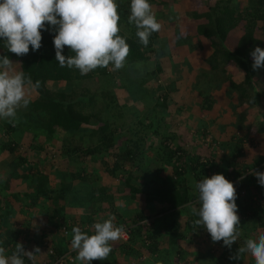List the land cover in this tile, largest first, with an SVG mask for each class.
I'll list each match as a JSON object with an SVG mask.
<instances>
[{
    "label": "trees",
    "instance_id": "1",
    "mask_svg": "<svg viewBox=\"0 0 264 264\" xmlns=\"http://www.w3.org/2000/svg\"><path fill=\"white\" fill-rule=\"evenodd\" d=\"M152 1L154 2V0H149L150 5ZM245 2L246 6L242 9L234 8L229 0H216L212 2L209 0L204 13L201 15L196 14V16L204 19V23L197 25L196 32L198 35L206 38L213 48L211 54L212 60L220 57L224 61H232L240 70L243 77L241 83L243 86L241 92L238 90V97L240 99L243 97V99H246L247 104L253 106L257 104L259 98L262 96L260 93L253 91V88L249 87L257 71H254L252 68L253 59L251 52L254 51L256 47L264 50V1L246 0ZM116 3L118 5V14L120 17L118 25L120 28L119 35L125 38L130 47L125 67L134 66L135 61H147L150 55V48L155 39V33L150 36L148 46H143L136 36L137 29L135 25L128 23L131 0H125L121 3L116 1ZM257 32L262 34V39L255 36ZM41 34V48L34 52L30 47L29 53L22 57H17L15 54L7 52V49L4 48V41L0 39V56H8L15 64V70L17 67L16 71H23L26 76L31 77L33 83L40 81V87L31 90L33 98H31L30 104L27 107L29 111L35 114L37 121L35 122L32 118H29L26 122L32 129L37 130L36 133L38 135L45 136L48 141L58 138L60 142L59 153L62 159H64L65 163L68 165H73L74 168L70 171H57L58 185L56 189H52L49 186L48 175L42 171H38L35 165H32V167L29 166L26 169L27 177L20 180L24 193L26 191V197L22 200L23 205L27 208L37 207L40 214L47 216L48 225L52 226L54 229L68 230L72 235L73 227L81 228L85 225L81 230L91 235L93 234L91 226L94 223L103 222L105 219H108L100 208L99 203L101 201L106 202L108 211L112 212L115 205L129 203L136 197H142L151 208H154L155 205L159 207L158 212L155 214L163 216L156 219V222L158 221L161 223V229L163 228L164 232L172 235L175 243L176 241L183 240L185 234L177 232L176 216L174 217L173 210L188 201L196 200V198L198 201V192L196 195L191 196L187 191V187L185 188V182L180 176L181 174L191 172L193 173L194 180L199 182L207 178V172L210 169L209 165L200 162L196 156L184 154L180 146L170 149L166 145L168 140L167 137H162L157 143L158 145L154 150V155L163 166L170 168L174 175V180L168 182L164 177L159 178L157 174V172H159L158 170L150 172L149 168L145 165V160H149V158L145 157L148 151L139 149L140 144L143 142V138L137 137L135 141H131L130 145H127V147L125 146L126 148L122 150L116 148L114 146L115 131L110 129L109 123L101 116L100 112L102 111V106L100 105H104L106 108L116 105L114 95L112 92L107 91L109 87L108 83L111 81V76L115 77L116 73L120 70L122 71L123 68L111 74L109 68H112V66L109 65L108 68H97L87 75H81L75 68H62L55 60V48L53 44L55 32L46 30L42 31ZM229 34H235L236 36L232 49L223 47V44L228 43L227 39ZM62 54L68 56L71 53L69 49L65 47ZM230 86L238 88V86L232 82ZM247 87L250 89L249 91ZM101 100H103V103L98 105ZM204 101L207 106L211 103V101L207 100V96L204 98ZM9 124V122H5L2 125L4 130H6V133H2L4 136L14 132L15 126ZM147 127L149 129L150 125ZM39 128H42L44 131L39 130ZM37 134H34V136L36 137ZM66 134L67 137L65 136ZM69 134H77V145L70 144ZM241 142L242 141L239 140L238 144L230 150L229 155H231L230 157L232 160L240 156L239 145ZM16 150L17 143L11 141L0 143V151L2 152L4 151L11 155L14 154ZM112 153L114 161L112 166L108 168L104 158ZM81 159H88L90 162L98 161L102 164L105 172V176L101 175L103 179L98 177L99 174L97 172L93 174L86 173L84 169L79 166L78 160L81 162ZM22 164L27 165V159L22 155H18L15 165L18 167ZM31 164H34V162L32 161ZM125 166L128 167L125 168ZM223 166L226 170L230 169V172H226L224 176L231 182V176H233L232 161H225ZM222 169L221 167L218 169L215 167V170L218 171L217 174L226 171H221ZM161 170L164 171V169ZM114 180L119 181V183L113 184ZM74 182L79 185L89 186L90 190V194H88L90 196L88 199L86 197V201L87 208L89 207L91 212L89 214H83L81 212L80 215H84V219L77 225L66 212L69 209L66 198L73 189H76L74 187ZM8 186H6V183H3L1 190L6 192L9 188ZM248 186L246 184H240L237 187L241 190L247 189ZM251 187L256 192L258 191V194L264 191V188H261L256 177L253 178ZM27 190H31V192L28 193ZM124 191H126V193ZM238 193L236 189L237 214L239 218H244L246 215L248 218H255L257 210H262L264 212V206L260 209L258 205H255L254 202L251 201L250 195L242 197L238 195ZM2 199V204L4 203L6 205L8 203L7 199L4 197ZM17 200L18 202L21 201V199L18 198ZM44 202L50 204L52 209L50 210L45 206L43 207L42 203L44 204ZM2 204L0 203V210L4 209V204ZM18 206L19 210L24 208V206ZM194 207L199 208V204L196 202ZM192 214H194L193 211ZM2 217L3 214L0 212V247L6 249V255H11L18 243V236L21 233H24L25 236L29 234L27 230L18 233L5 227L2 223ZM198 218V216L193 215L192 218L185 222L186 232L188 229L194 230L197 228L193 227V221ZM144 219L145 218L141 216L135 221H142ZM135 221L132 222L131 220L128 221L129 223L125 224L126 221H120L119 219L115 224L124 227L131 223L133 227L128 231V237L137 239L143 237L146 231L144 230V226ZM257 221L258 224H261L262 220L258 217ZM148 231L149 233H146L145 239L149 242V245L145 247V250L150 255H155L159 252L157 248L159 234L154 228H150ZM207 238L212 242L210 234L207 235ZM40 239H38V244L33 241L37 246L36 248L45 249L46 252L53 251L57 256L66 252L64 251L65 246L60 247L57 243V238L51 239L50 245H41L42 241H40ZM71 239H69L70 242ZM29 240L31 242L33 239L30 238ZM111 247L112 251L118 250L121 253L122 250H125L124 253H128L130 250V248L124 245L119 239L112 242ZM73 254L74 253H72V255ZM111 254L112 252L106 260L93 261L92 264H110ZM166 256L165 253L159 254L158 259L160 262H163L162 264H170L166 261ZM39 260L41 261L42 259L38 255L34 264L40 262ZM25 264H32V261L25 258ZM74 264H81V262L76 261Z\"/></svg>",
    "mask_w": 264,
    "mask_h": 264
},
{
    "label": "crops",
    "instance_id": "2",
    "mask_svg": "<svg viewBox=\"0 0 264 264\" xmlns=\"http://www.w3.org/2000/svg\"><path fill=\"white\" fill-rule=\"evenodd\" d=\"M208 1L209 0H173L171 8L174 9V13L178 11L175 21H172L173 19L171 21H160L158 13L161 10H167L165 2L159 1L157 3H153L151 7L155 17L158 18L156 19L157 22H161V28L159 30L160 32H155V39L153 40L152 46L150 48L148 60L152 59V65L155 64L154 67H156L158 74L164 75V78L161 79L167 81L164 83L161 80L162 92L168 99L166 104L165 100H162L161 102H164L162 105L165 108L162 113V122L164 124L163 127L164 129H167V134L164 135V137H167V142H173L175 147L180 146L184 154L196 156L199 160L207 162L209 166H217V169L221 167L223 168L221 171L226 170L223 166L225 161H232L233 176H231V182L234 184V187L240 184H246L247 186L249 185L247 188L251 189V182L253 178H255L254 173H264L262 170L264 168V87L262 86V83H264V68L262 67L258 69L254 75L256 86L258 87L253 88V91L262 95L256 105L252 106L247 104L246 99H243V97L240 99L238 97V91L229 93V89H231V81H229L230 79L232 80L233 78H236L237 82H242L243 80L240 70L232 61H224L220 57L212 60L211 54L213 52V48L210 46L206 38L198 35L196 32L197 25L204 23V19L196 16V14L201 15L204 13ZM255 36L260 38L258 34H255ZM235 37V34H229L227 39L228 43L223 44V47L226 49H232L234 47ZM175 41L180 43L176 44ZM169 60H171V62ZM179 63L182 64V66L174 67ZM187 67L189 72L185 73ZM257 79H259L261 82L257 81ZM232 83L235 84L236 82ZM210 87L212 88L210 89ZM249 90L250 89H248V91ZM28 95L31 99L33 96L31 90L28 92ZM206 96L207 100L211 101L209 106H207L205 104L206 102L204 101ZM238 100L241 102L239 101L238 103ZM156 104L158 105L159 103L157 102ZM240 123H244L246 127L243 129L240 128ZM256 124H259L260 127L257 126L254 128ZM227 126L234 127L228 128ZM39 137L41 136L39 135ZM152 137H156L157 139V136L152 135ZM162 137L163 136L160 138ZM239 140L242 141L239 145L240 156H237L235 157V160H232L229 152L233 147H235L236 144H238ZM53 142L55 144H52V146H54L51 147L49 144H42L41 146V143L39 145L38 141H34V146L38 145L34 148L39 151L44 149L43 151L45 152L48 149H57L56 147H58L57 153L60 160L57 159V163L60 166L59 171L72 170L74 166L72 167L70 165L71 168L69 169L68 164L65 163V160L62 159V156L59 153V139L55 138L53 139L52 143ZM149 142L155 143L152 142L151 139ZM18 149L19 146L17 144V150L15 153L18 152ZM14 154H11L10 156L8 154V157L6 158L4 151H0V157H3L6 163H8V161H12L11 156ZM44 161L47 160L42 158V160L37 161V163L36 161H33L34 164H31L32 161L27 159V165L22 164L18 167L15 165V168H9L7 164L5 167V164H3V162L1 163L3 165L0 167V174H4V178L0 179V198L4 197L8 201V203L5 202L7 204H4V209L0 210L1 214H3L2 223L5 227H8L10 230L18 233L23 230H27L29 234L28 236H25L24 233H21L17 238V242L22 245H24L27 241V243H29L28 245L31 244L36 246L34 243L36 242L38 244V239L40 238V241H42L41 245H50L51 239L56 237L49 235L54 231L56 233L59 231V229H54L52 226L48 225L47 216L40 214L37 207L27 208L22 203V200L24 197H26V191L24 193L20 184V180L27 177V171H22V168L27 169L29 166L32 167V165H35L37 166V170L40 171V163H43ZM78 162L79 166L82 167L86 173L87 168H90L91 171L88 174L97 172L99 174L98 177L101 179H103V176H105V172L103 173L94 170L95 167L93 166L95 162H90L88 159H81V162L80 160H78ZM165 169L168 168L165 167ZM158 171L161 172L160 175H158L159 178L163 177V170L161 171L159 168ZM42 172L47 174L45 171ZM226 172H230V169H227L221 174L225 175ZM166 173L167 170L165 171V174ZM217 173L218 171H214L213 175ZM168 175L170 176L169 172ZM186 176H190L191 179L194 180L193 173L191 172L181 174L180 178L185 181ZM3 183H6V186L9 185V188L6 190V192L1 190ZM74 183L77 184L76 182ZM186 187L189 193L190 189L187 185L185 188ZM85 188L89 190V187L86 185ZM193 189L196 192L192 193L191 196L197 193L196 188L192 187L191 190ZM27 191L28 193L31 192V190ZM124 192L126 193V191ZM250 193L252 195H250L251 201L254 202L255 205H258L260 209L263 208L264 194H258V191L256 192L255 190H251ZM89 196L90 195H88V197ZM16 197L21 199L20 202L22 204L18 202ZM137 202H142V209H144L145 205L147 204L143 198L136 197L129 203L115 205L112 212L107 210L106 212L103 211L102 213L108 218L110 215H114L116 217L114 223H117V221L120 219V221H126V224L129 223L128 221L136 220L133 219V216L138 214V212H135ZM194 202L195 200L188 201L187 203L173 210V214L174 217L176 216L177 222L176 230L178 233L182 232L185 234L183 240L176 241V243L172 235H169V233H163V228L161 229V223L158 221L156 222V219L163 217L160 214H155L158 212L159 207L155 205L154 208L150 210L151 212H154V217L152 220H148V225H146V228H154L157 233L160 229L158 233L159 239H157V248H159V254L165 253L167 255L166 261L170 264H191L194 262V260H197L202 264H230V249L223 246V241L216 242L213 250H210L208 247L206 253L205 251L202 253L196 251L193 254V251H191L189 255L185 252V258L183 259H181L182 256H178L180 255L179 249H181L180 246L182 244L192 245L193 240L195 239L196 242L200 243L203 241L208 242L207 237L203 238V235L208 234L204 228H202L204 230H199L198 227L194 230L188 229L187 232L185 230V222L194 215L192 214V209L195 208ZM18 205L22 207L24 206V208L19 210ZM42 206H45L50 210L52 209V206L50 204H46L45 202L44 204L42 203ZM68 207L69 209L66 212L69 214V217L76 225L80 224L81 220L84 219V215H80L81 213L71 210L69 205ZM116 210H118V214L116 213ZM90 212L91 209L89 207L87 208V206H83V214H89ZM122 212H124V214H122ZM263 213L264 212L262 210H257L255 217L256 220L258 217L262 220L261 224H258V221H256V230L260 234H263L264 229ZM249 219L250 218H248L247 215L246 217L244 216V218H240V237L242 229H244V222L249 221ZM129 226L131 228L133 225L130 223L128 226H124V228ZM83 227H85V225ZM59 233L61 235V239L58 240L57 243L60 245V247H67L68 249L65 248L64 251H66L65 253H69L70 244L64 245V239L62 242V234L64 233L60 231ZM64 235H67V233ZM166 235H168V237ZM30 238L33 239L31 242L29 240ZM245 239L246 235H244L243 239L241 240L238 238L236 243H234L232 246L237 245L239 241L240 243H243V240ZM33 241L35 242L33 243ZM122 243L130 248L129 252L124 253L125 250H122V253L118 250L112 251L110 264H140L139 262L142 264L143 261H146L145 264H155L156 260L154 259L157 254L150 255L147 253L141 238H128ZM166 245H169L170 247H166ZM24 248L25 250H30L32 247H29V249L28 247ZM41 253H44L45 255L46 250L44 249V252ZM73 256L74 258L76 257L75 254H73ZM204 257L210 258L211 261H208L207 258ZM189 259L191 261H189ZM231 261L238 262L234 259H231ZM71 264H74V262ZM156 264L160 263L156 262Z\"/></svg>",
    "mask_w": 264,
    "mask_h": 264
},
{
    "label": "clouds",
    "instance_id": "3",
    "mask_svg": "<svg viewBox=\"0 0 264 264\" xmlns=\"http://www.w3.org/2000/svg\"><path fill=\"white\" fill-rule=\"evenodd\" d=\"M119 20L116 0H0V39L4 41L7 52L22 57L29 53L30 47L34 52L39 50L42 46L41 33L49 30L45 27L48 25L55 32V60L60 67L75 68L81 75H87L97 68H108L109 65L113 71L125 66L130 47L125 38L119 35ZM128 23L135 25L136 36L145 47L149 44L150 36L161 28L149 0H131ZM65 47L71 53L68 56L62 54ZM251 56L254 71L264 67V50L256 47ZM14 65L8 56H0V119L8 120L13 126L18 110L26 109L30 104L28 92L40 87V81L33 83L31 77L23 71H16ZM169 172L174 180L171 170ZM213 172L209 169L207 178L195 185L198 192L195 203L199 204V208L192 211L199 218L193 221V227L204 228L213 243L223 241V246L231 249L240 236L236 189L242 197L251 195L250 191L254 189L240 190L224 175H213ZM254 175L264 188V173L255 172ZM115 220L116 217L110 215L103 222L94 223L91 235L80 227H73L70 252L57 256L52 251L53 255L63 257L62 264L75 263L76 260L81 264L106 260L112 252L111 242L118 239L125 242L129 238L128 231L133 227L117 226ZM135 222H140L145 231L150 229L146 228L148 219ZM59 231L68 233L64 229ZM123 234L124 238H121ZM145 235L141 239L143 246L147 247L149 242ZM48 252L45 253L47 259L41 261L51 264L53 257ZM39 253V248L26 251L22 244L17 243L11 255H6V249L0 247V264H25V258L34 264ZM72 253L76 255L75 258ZM245 253L251 255L255 264H264V235L258 239H247L244 246L229 258L239 261ZM65 254L72 259L71 262Z\"/></svg>",
    "mask_w": 264,
    "mask_h": 264
},
{
    "label": "rangeland",
    "instance_id": "4",
    "mask_svg": "<svg viewBox=\"0 0 264 264\" xmlns=\"http://www.w3.org/2000/svg\"><path fill=\"white\" fill-rule=\"evenodd\" d=\"M116 1L121 3L122 1L124 2L125 0H116ZM159 1L165 2V4H166L165 6L167 7V10H161L158 13V16L160 17V21L161 20H166V21L170 20L171 21L172 19H173L172 21H175L177 15H178V11L176 13H174V9L171 8V4L173 3V0H154V2L152 1V3H151V7H152L153 3H157ZM210 1L212 2V1H216V0H210ZM229 1H230V4L234 8H242L243 9V7L246 6L245 5L246 0H229ZM263 11H264V2H263ZM156 19H158V18L156 17ZM161 22H158V23H161ZM45 26L49 30H51V28H49L48 25H45ZM256 34H258L260 38L263 37L260 32H257ZM175 43L179 44L180 42L175 41ZM151 60H147L145 62L135 61L134 66H126V67L124 66L122 71L120 70L118 73H116L115 77L111 76V81H109V83L106 80V82L109 84L107 91L112 92V94L114 95L116 105H114L110 108H106L104 105H100L101 103H103V100H101L98 105L102 106V111L100 112L101 116H103L104 119L106 120V122L109 123L110 129L115 131L114 132V134H115L114 135L115 136L114 146L116 148H119L120 150H122L123 148H126L127 145L129 146L131 141H135L137 137L143 138V142L140 144L139 149H141L142 151H144V150L148 151V153H147V155H145V157L149 158L148 161L145 160V162L144 161L143 162L149 168L150 172H154V171L159 170V168H160V170L165 169V166H163V164L160 163L156 159V157L154 155V150L156 149V146L158 145L157 143L161 139L160 137L161 136L164 137V135L167 134V129H164V127H163L164 124L162 122V118H163L162 113L165 110V108L162 105L164 102L163 103H161V102H162V100L163 101L165 100V104H166L168 99L163 94L162 86H161L162 81L164 83H166L167 81H164L161 79V78H164V75L158 74V72L156 71V67H154L155 64L152 65ZM169 61L171 62V60H169ZM125 64H126V62H125ZM173 64H175V63H173ZM182 64H183V62H182ZM182 64L179 63L177 66H174V67L182 66ZM183 67H184V65H183ZM111 69L112 68H109V71L112 74V72H114V71ZM169 69H170V66H169ZM115 72H117V71H115ZM188 72H189V69L187 67L185 73H188ZM229 81L236 82L235 85H237L239 88L238 89L237 87L235 88L234 86L233 87L230 86L232 90L229 89L230 90L229 93H232V92H235L238 90L240 92L242 91V89H241L243 86V84H241L242 82H239V81L237 82L236 78H233L232 80L230 79ZM257 81H260V80L257 79ZM260 82H259V85H260ZM262 86L264 87V83H262ZM257 87L258 86H256V80L254 78L253 80H251V84H250L249 88H257ZM211 88L212 87H210V89ZM249 88L247 87V89H249ZM30 101H31V99H30ZM239 101L240 100H238V103H239ZM157 102L161 105H157L156 104ZM29 118H32L33 120H35V122L37 121L35 114L32 111H29L27 108L18 110L16 119L14 121V124H15L14 132L9 133L6 136L3 135L4 133H6V130H4L2 125L5 122H8V120L0 119V143L8 142V141L16 143V141H17V144L19 146L18 152L17 153L14 152L15 154L11 156L12 161H8V163H6L4 161V158L0 157V167L3 164H5V167H6V164H7L9 168L10 167L15 168V161H16L15 159L18 157V155H23V157H26L30 161H36V163H37V161L42 160V158H45L47 161L40 163L41 168H39V169H40V171H45L48 174V176L50 177V187L52 189H56L57 180H58L56 173H57V171L60 170V166L57 163V159L60 160L58 153H57L58 147H56L57 149H53V148L48 149L45 152L43 151L44 149L42 151L36 150L34 147H37L38 145L34 146L35 145L34 141L35 142L38 141L39 145L41 143V146H42V144L43 145L49 144L51 147H53L54 145L52 146V144H55V143L54 142L52 143L53 139L48 141L46 139V137L43 135H40L41 137H39V135L36 133L37 130H34V129H32L31 126H28V123L26 122V120H28ZM9 125H13V123H10ZM148 125H150V127H149L150 130L147 127ZM257 126L260 127L259 124L258 125L256 124L254 126V128ZM227 127L233 128L234 126H227ZM245 127H246V125L244 123H240V128L243 129ZM39 130L44 131L42 128H39ZM153 132H155V133H153ZM34 134H37V136L35 137ZM77 134H74V135L69 134L68 135V137L70 139L69 142L71 145H77L78 144ZM152 135L157 136V139H156V137H152ZM65 136L67 137V134ZM149 138L151 139L152 142H155L156 140L157 141L155 143H151V142H149V140H150ZM166 145L170 149H173V147H175V144H173V142H171V141L166 142ZM51 147H49V148H51ZM4 155L6 158L8 157L7 152H4ZM104 159L107 163V167L110 168L112 166L113 161H114L113 153L107 155ZM2 162H3V164H1ZM68 167H69V169L71 168L70 164L68 165ZM72 167H73V165H72ZM93 167H95V169H94L95 171L104 173V167L98 161H96L94 163ZM127 167L128 166H125V168H127ZM215 167H217V166H211L210 169H212V171H216ZM166 170H167V173L165 174ZM166 170L163 171L164 172L163 177L166 178L167 181L169 182V181H171V178L168 175L170 168L166 169ZM262 170L264 172V168ZM22 171L26 172V169L22 168ZM86 171H87V173H90L91 170H90V168H87ZM160 173L161 172H157L158 175H160ZM170 175H171V173H170ZM3 178H4V174H0V179H3ZM184 182L190 189L189 190L190 195L192 193L196 192L194 189L191 190V188L195 187V185L197 183L195 180L191 179L190 176H186ZM118 183H119V181H113V184H118ZM74 187L76 189H73L70 192V194L66 198V202H67V205H69L71 207V210H75L76 212L81 213L83 206H87L86 197H88L90 190H87V188H85V185L81 186L79 184H74ZM196 194H194V195H196ZM262 194H264V191H262ZM140 198H142V197H140ZM95 199H96V197H95ZM2 200L3 199L0 198L1 204H2ZM99 205H100V208L103 209V211L106 212L108 210V208H107L108 205L106 202L101 201L99 203ZM142 205H143L142 202H137L135 212H138V214L133 216V219L135 220V219H138L142 216L145 219L152 220L154 217V212L150 211L152 209L151 206L149 204H146L144 209H142ZM39 208H40V205H39ZM116 213L117 214L119 213L118 210H116ZM122 214H124V212H122ZM263 217H264V213H263ZM256 221L257 220L255 218H250L249 221L244 222V229H242L241 237L239 236L240 240L243 239L244 235H246V239L243 240L244 242L247 239H258L259 236L264 235V229H263V234H260L259 232H257ZM198 229L201 230L202 228H198ZM202 230H204V229H202ZM159 231H160V229L158 230V233H159ZM145 233L148 234L149 231H146ZM163 233L167 234L164 231H163ZM207 235H203V238L204 237L206 238ZM49 236H55L57 238V240L61 239V235H60L59 231L57 233L54 231ZM166 236L168 237V235H166ZM200 236H201V234H200ZM71 237H72V235H71V233H69V231H68L67 235L62 234V242H63V239L65 241L64 245L70 244L69 239H71ZM207 240H208V242L203 241L202 243H200V242H196V239H195V240H193L192 245L182 244L180 246L181 249H179L180 255H178V256H182L181 259H183V258H185L184 257L185 252L188 255L191 253V251H193V254L196 251L199 253H202L205 251V253H206V250L208 247L210 250H213L215 243L211 242L208 238H207ZM244 242L240 243V241H239L237 245L231 246V249L229 251L230 255L231 256L235 255L237 252V249L239 247L244 246ZM28 244L29 243H27V241H26V243L23 245V247H28V249H29V247H32V248L30 250H26V251H33L37 247L35 245H31V244L28 245ZM167 246H169V245H166V247ZM65 248L68 249L67 247H65ZM69 249H71V247ZM219 249H220V247H219ZM158 250H159V248H158ZM41 252H44V249H42L40 251V253L38 254L40 256V258L46 259L47 257L44 255V253L42 254ZM158 256H159V252L157 253V256L154 259V260H156L155 264L158 261H159L158 263L162 264V262H160V260L158 259ZM195 257H197V256H195ZM204 258H207V257H204ZM178 260H180V259H178ZM207 260L211 261L210 258H207ZM189 261H191V260L189 259ZM139 263L141 264V262H139ZM145 263H146V261L142 262V264H145ZM229 263L230 264H244V263L255 264V261L251 257V255L245 253L244 256L243 255L241 256V258L238 262H232L231 259H229ZM191 264H202V263L197 261V260H194V262H192ZM209 264H211V263H209Z\"/></svg>",
    "mask_w": 264,
    "mask_h": 264
},
{
    "label": "built area",
    "instance_id": "5",
    "mask_svg": "<svg viewBox=\"0 0 264 264\" xmlns=\"http://www.w3.org/2000/svg\"><path fill=\"white\" fill-rule=\"evenodd\" d=\"M241 194H243V191H241ZM121 238H124V234ZM48 254L50 256L53 257V260L51 261V264H62L63 262V257H55L52 253V251H49ZM64 256H68L67 254H65ZM69 262L72 261V259L68 256V259H67ZM37 264H49L48 261H40L38 262Z\"/></svg>",
    "mask_w": 264,
    "mask_h": 264
}]
</instances>
